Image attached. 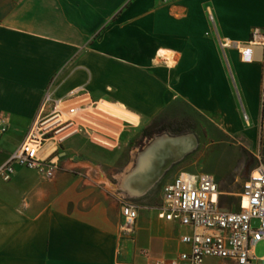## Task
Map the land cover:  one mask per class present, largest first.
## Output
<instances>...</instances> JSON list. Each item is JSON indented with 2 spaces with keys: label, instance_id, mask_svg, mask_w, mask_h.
I'll use <instances>...</instances> for the list:
<instances>
[{
  "label": "crops",
  "instance_id": "0c3cea01",
  "mask_svg": "<svg viewBox=\"0 0 264 264\" xmlns=\"http://www.w3.org/2000/svg\"><path fill=\"white\" fill-rule=\"evenodd\" d=\"M255 28L264 29V0H0V117L9 123L0 166L25 141L51 88L59 99L84 86L97 103L99 135L115 148L77 123L41 153L61 162L54 179L24 167L0 179V264H156L188 250L181 239L191 229L163 209L164 187L177 175L159 197H147L152 188L137 195L133 164L121 153L135 132L160 119L167 125L181 105L212 123L215 146L234 137L254 145L264 120V48L249 43ZM219 185L222 209L231 194L239 211L242 190ZM127 201L139 206L130 234L122 231Z\"/></svg>",
  "mask_w": 264,
  "mask_h": 264
},
{
  "label": "built area",
  "instance_id": "2783aa9c",
  "mask_svg": "<svg viewBox=\"0 0 264 264\" xmlns=\"http://www.w3.org/2000/svg\"><path fill=\"white\" fill-rule=\"evenodd\" d=\"M211 20L214 21L213 16ZM249 43L264 48V29H253ZM226 45L227 42L222 43L223 47ZM51 89L25 141L0 166V179L10 181L17 167L37 171L48 180L54 179L60 170L59 160L43 158L41 153L48 142L61 143L73 135L77 131V123H85L91 131L89 137L102 143L100 139L104 138L99 135V127L94 120L99 117V111L95 109L97 103L90 100L86 88L80 86L66 98L59 99L54 97ZM262 98L264 102V73ZM245 117L248 119L247 115ZM8 130V119L0 117V138ZM240 198L239 211L224 210L220 204V185L214 175L191 172L177 175L164 187L163 209L167 220L180 221L191 229L181 239L188 250L171 261H158L156 264H204L211 257L237 264H264V257L255 255L256 245L264 241L263 162L244 181ZM138 218L139 206L125 202L122 205V231L132 233ZM255 220L259 221L256 229L252 227Z\"/></svg>",
  "mask_w": 264,
  "mask_h": 264
},
{
  "label": "rangeland",
  "instance_id": "374dc122",
  "mask_svg": "<svg viewBox=\"0 0 264 264\" xmlns=\"http://www.w3.org/2000/svg\"><path fill=\"white\" fill-rule=\"evenodd\" d=\"M162 120L163 119L159 120L160 124L158 131L164 129V133L160 135L155 134L153 138L144 140L142 130H139L128 139L130 141L129 149L122 151L121 156L131 160L133 164L131 170L133 172L138 166L139 157L144 152V149L150 145L153 140L160 136H191L195 140V147L181 161L168 170L158 183L152 187L153 190L151 189L152 191L147 197H159L162 186L172 176L179 175L183 172L214 174L217 169L220 173L214 175L219 182H222L221 189L224 192L239 194L242 190L244 181L248 177L247 175L254 171L261 162L264 163V120L262 130L258 135L256 143L254 145H248V148H244L239 144V141L241 140L238 137L227 139L231 147L229 145L215 146V139L217 138L215 127L207 118L185 105H181L174 116L169 117L168 120L165 119L167 125L163 123ZM101 140L106 142L104 139ZM243 141L244 140H242V142ZM50 143H53L56 147L60 144V142L58 143L54 141L48 142L47 144ZM97 143L101 144L100 142ZM111 144L114 145L113 143ZM101 145L108 150L115 149L109 148L104 144ZM118 149L119 147L117 150ZM60 150L61 149L59 148L58 151ZM55 159L58 160L57 157ZM217 160H222L221 163L227 168L224 170L219 169V166L215 164ZM60 163L61 162L59 161V164ZM120 170L121 168H116L115 172L119 173ZM223 177L225 180H222ZM114 184L116 189H118L122 183L114 182ZM138 203L144 205V202L141 200H139ZM223 203L224 208L227 210H238L237 195L228 194L223 198ZM252 227L255 229L258 228L259 221L255 220ZM255 255L258 258L264 257V241H261L256 245Z\"/></svg>",
  "mask_w": 264,
  "mask_h": 264
},
{
  "label": "water",
  "instance_id": "95a60500",
  "mask_svg": "<svg viewBox=\"0 0 264 264\" xmlns=\"http://www.w3.org/2000/svg\"><path fill=\"white\" fill-rule=\"evenodd\" d=\"M190 140V147H182V140ZM195 147L191 136H160L153 140L139 157L138 166L131 180L132 192L140 195L152 188L162 176L181 161ZM152 172L147 175V173Z\"/></svg>",
  "mask_w": 264,
  "mask_h": 264
},
{
  "label": "trees",
  "instance_id": "16d2710c",
  "mask_svg": "<svg viewBox=\"0 0 264 264\" xmlns=\"http://www.w3.org/2000/svg\"><path fill=\"white\" fill-rule=\"evenodd\" d=\"M159 124L158 122H154L150 127L146 128L143 132V137L148 140L153 138L155 134L160 135L164 133V129L158 131Z\"/></svg>",
  "mask_w": 264,
  "mask_h": 264
},
{
  "label": "bare ground",
  "instance_id": "6f19581e",
  "mask_svg": "<svg viewBox=\"0 0 264 264\" xmlns=\"http://www.w3.org/2000/svg\"><path fill=\"white\" fill-rule=\"evenodd\" d=\"M100 141H102V143H104V144L107 145V146L109 145L107 142H105V141H103V140H101V139H100ZM186 141H187V140H186Z\"/></svg>",
  "mask_w": 264,
  "mask_h": 264
}]
</instances>
